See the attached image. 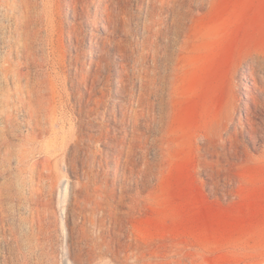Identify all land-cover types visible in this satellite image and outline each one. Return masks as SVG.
Masks as SVG:
<instances>
[{"label":"rangeland","instance_id":"374dc122","mask_svg":"<svg viewBox=\"0 0 264 264\" xmlns=\"http://www.w3.org/2000/svg\"><path fill=\"white\" fill-rule=\"evenodd\" d=\"M0 264H264V0H0Z\"/></svg>","mask_w":264,"mask_h":264},{"label":"bare ground","instance_id":"6f19581e","mask_svg":"<svg viewBox=\"0 0 264 264\" xmlns=\"http://www.w3.org/2000/svg\"><path fill=\"white\" fill-rule=\"evenodd\" d=\"M246 94V93H245ZM49 99V98H48ZM47 104V103H46ZM48 105V104H47ZM50 108V107H49ZM48 111H49V109H48ZM88 115H93V114H96V113H98L99 111H97V112H95L96 111V108H93V107H91V108H89L88 110ZM92 127H94V124H90ZM90 139H92L91 138V136H89V140Z\"/></svg>","mask_w":264,"mask_h":264}]
</instances>
